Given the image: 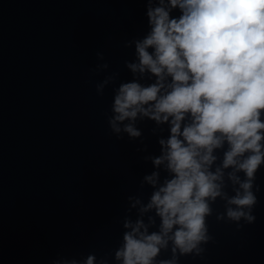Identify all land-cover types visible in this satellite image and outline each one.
I'll use <instances>...</instances> for the list:
<instances>
[{
    "label": "water",
    "instance_id": "obj_1",
    "mask_svg": "<svg viewBox=\"0 0 264 264\" xmlns=\"http://www.w3.org/2000/svg\"><path fill=\"white\" fill-rule=\"evenodd\" d=\"M148 31L146 0H0V264H83L89 254L119 264L122 222L136 219L129 197L150 198L145 157L169 132L144 120L139 139H118L107 123L114 89L132 80L125 44ZM255 183L254 223L217 221V200L212 240L179 264H264V165Z\"/></svg>",
    "mask_w": 264,
    "mask_h": 264
},
{
    "label": "clouds",
    "instance_id": "obj_2",
    "mask_svg": "<svg viewBox=\"0 0 264 264\" xmlns=\"http://www.w3.org/2000/svg\"><path fill=\"white\" fill-rule=\"evenodd\" d=\"M146 20L147 34L125 44L134 46V60L124 63L132 80L114 89L107 123L118 139L121 133L139 139L137 121L144 120L154 122V135L162 125L169 132L157 140L160 154L145 157L155 170L141 186L152 192L146 202L129 197L136 219L125 216L114 259L179 264L201 256L212 240L207 218L217 200L224 204L217 221L239 230L240 221L256 219V173L264 165V0H146ZM114 80L107 77L97 94ZM161 252L168 258L158 260ZM83 264H96V256Z\"/></svg>",
    "mask_w": 264,
    "mask_h": 264
}]
</instances>
